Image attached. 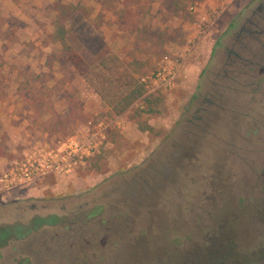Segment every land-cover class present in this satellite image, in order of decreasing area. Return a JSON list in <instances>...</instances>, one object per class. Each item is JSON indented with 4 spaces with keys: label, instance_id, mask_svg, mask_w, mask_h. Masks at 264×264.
<instances>
[{
    "label": "rangeland",
    "instance_id": "rangeland-1",
    "mask_svg": "<svg viewBox=\"0 0 264 264\" xmlns=\"http://www.w3.org/2000/svg\"><path fill=\"white\" fill-rule=\"evenodd\" d=\"M54 1L0 0V173L35 143L105 139L74 173L0 200V225L69 224L12 241L0 264H264V0H62L80 6L70 41L102 96L49 41ZM136 80L145 95L117 114ZM70 94L87 120L42 132L35 104L66 116Z\"/></svg>",
    "mask_w": 264,
    "mask_h": 264
},
{
    "label": "trees",
    "instance_id": "trees-1",
    "mask_svg": "<svg viewBox=\"0 0 264 264\" xmlns=\"http://www.w3.org/2000/svg\"><path fill=\"white\" fill-rule=\"evenodd\" d=\"M52 29L48 33V39L53 44H59L61 46V52L65 56L66 60L71 62L75 68L79 69L83 74L85 80L94 88V90L102 96V92L93 80L89 71L85 72L88 64L82 57V55L72 47L70 41V35L72 32L69 24L70 20L80 12V6L78 3L72 1L55 0L52 4ZM128 20L124 23L127 25ZM256 35L262 34L263 30H255ZM254 32V33H255ZM255 38L260 39L256 36ZM257 41V40H256ZM146 93L145 85L143 82L135 81L130 83V88L124 94H122L113 108L117 114L124 112L128 109L136 100L144 96ZM69 112L66 116L60 114H54L48 120H40L39 116L43 112V103L37 102L33 108L36 119L40 122L39 127L42 132L47 133L49 136L57 137L59 135L66 136L78 125L87 120L88 113L82 111L76 102L75 96L70 94L68 96ZM147 103H151L150 96L145 97ZM155 107L148 108V112H154ZM89 161V159H88ZM87 161V162H88ZM104 207L102 205H96L90 209L87 213L88 216L93 217L100 214ZM68 221L67 215L49 212L45 214L33 213L26 219H19L15 222H9L0 225V258L2 256V248L7 246L14 240H19L27 237L31 233L40 230L45 226H54L57 224L66 223ZM66 226L69 224L66 223Z\"/></svg>",
    "mask_w": 264,
    "mask_h": 264
},
{
    "label": "built area",
    "instance_id": "built-area-1",
    "mask_svg": "<svg viewBox=\"0 0 264 264\" xmlns=\"http://www.w3.org/2000/svg\"><path fill=\"white\" fill-rule=\"evenodd\" d=\"M168 60V56H165ZM166 68H162L164 72ZM160 71L158 75L162 74ZM171 75L168 82H171ZM146 81V79H143ZM105 139V133L88 135L85 138L73 136L59 142V145L35 143L28 148L23 156L13 160L10 167L0 175V194L13 192L26 185L34 184L46 177L66 176L74 173L86 164L88 159L98 150Z\"/></svg>",
    "mask_w": 264,
    "mask_h": 264
},
{
    "label": "crops",
    "instance_id": "crops-1",
    "mask_svg": "<svg viewBox=\"0 0 264 264\" xmlns=\"http://www.w3.org/2000/svg\"><path fill=\"white\" fill-rule=\"evenodd\" d=\"M0 44H2V42H1V40H0ZM4 60H7V59H3L2 57H0V77H3V73L5 72L4 70H2V67H4L5 65H7L5 62H4ZM7 70V69H6ZM0 103H2V99L0 98ZM6 169H4V170H2V172L0 173V175L5 171ZM38 182H36V183H34L33 185H36ZM32 184H30V185H26V186H24L23 188H20V189H17V190H15L14 192H18V191H20V190H23V189H25V187L26 188H28V187H30ZM0 191H1V187H0ZM13 192V193H14ZM6 194H0V200H2V201H4V200H6L7 199V196H10V197H12V193L11 192H8V191H6L5 192Z\"/></svg>",
    "mask_w": 264,
    "mask_h": 264
}]
</instances>
